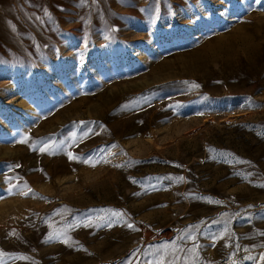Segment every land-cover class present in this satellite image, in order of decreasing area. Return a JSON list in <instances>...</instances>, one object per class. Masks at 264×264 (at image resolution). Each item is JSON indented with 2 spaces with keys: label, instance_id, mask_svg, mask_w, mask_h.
Wrapping results in <instances>:
<instances>
[{
  "label": "rangeland",
  "instance_id": "374dc122",
  "mask_svg": "<svg viewBox=\"0 0 264 264\" xmlns=\"http://www.w3.org/2000/svg\"><path fill=\"white\" fill-rule=\"evenodd\" d=\"M0 264H264V0H0Z\"/></svg>",
  "mask_w": 264,
  "mask_h": 264
},
{
  "label": "snow or ice",
  "instance_id": "6c2138e0",
  "mask_svg": "<svg viewBox=\"0 0 264 264\" xmlns=\"http://www.w3.org/2000/svg\"><path fill=\"white\" fill-rule=\"evenodd\" d=\"M194 87H198V85H194ZM70 158H73V157H70ZM116 215H117V216H121L122 214H120V213H116ZM128 227H132V225L129 224Z\"/></svg>",
  "mask_w": 264,
  "mask_h": 264
},
{
  "label": "bare ground",
  "instance_id": "6f19581e",
  "mask_svg": "<svg viewBox=\"0 0 264 264\" xmlns=\"http://www.w3.org/2000/svg\"><path fill=\"white\" fill-rule=\"evenodd\" d=\"M245 47V46H244Z\"/></svg>",
  "mask_w": 264,
  "mask_h": 264
}]
</instances>
